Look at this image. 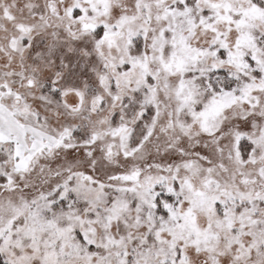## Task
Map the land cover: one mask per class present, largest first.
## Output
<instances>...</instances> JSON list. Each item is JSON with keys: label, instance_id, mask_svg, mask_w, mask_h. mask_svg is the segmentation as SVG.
I'll list each match as a JSON object with an SVG mask.
<instances>
[{"label": "snow or ice", "instance_id": "6c2138e0", "mask_svg": "<svg viewBox=\"0 0 264 264\" xmlns=\"http://www.w3.org/2000/svg\"><path fill=\"white\" fill-rule=\"evenodd\" d=\"M0 264H264V0H0Z\"/></svg>", "mask_w": 264, "mask_h": 264}]
</instances>
